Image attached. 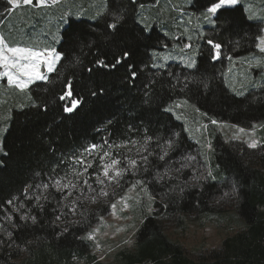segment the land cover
I'll return each instance as SVG.
<instances>
[{"label": "trees", "instance_id": "trees-1", "mask_svg": "<svg viewBox=\"0 0 264 264\" xmlns=\"http://www.w3.org/2000/svg\"><path fill=\"white\" fill-rule=\"evenodd\" d=\"M148 1L154 0H107L97 20L71 19L62 32L57 67L25 90L29 106L14 110L0 151V264H112L99 260L86 235L136 179L147 184L154 210L137 230L135 248L119 251L114 264H264V145L251 148L217 133L211 164L223 180L197 181L186 158L197 156L202 165L198 145L167 111L184 98L209 121L248 129L263 123L264 73L252 69L259 80L248 82L254 89L243 95L226 79L234 60L258 54L254 37L263 34L258 29L264 25L248 19L241 4L226 7L201 36L194 68L175 62L156 68L153 51L172 41L140 22L141 5ZM195 2L199 11L210 6V0ZM10 8L0 0V22ZM113 23L117 26L110 28ZM208 40L222 45L219 59H212ZM107 139L114 145L135 143L137 165L126 168L113 197L92 207L79 204L72 212L56 180L73 157L92 145L108 146ZM225 192L232 194L230 209L244 228L224 238L219 249L191 259L167 236L166 223L180 226L185 215L220 210L227 205L218 199Z\"/></svg>", "mask_w": 264, "mask_h": 264}, {"label": "rangeland", "instance_id": "rangeland-1", "mask_svg": "<svg viewBox=\"0 0 264 264\" xmlns=\"http://www.w3.org/2000/svg\"><path fill=\"white\" fill-rule=\"evenodd\" d=\"M106 4L107 0H58V3L53 5L51 0H48L46 6L37 7L35 0H33V6L23 5L21 2L19 7L10 11L8 16L0 22V35H3L10 44L33 46L38 47V49L54 48L60 54L58 46L62 40V32L69 21L71 19L97 20L105 11ZM240 4L244 6L248 17L253 16L252 20L262 22L258 18L264 16V0H238L236 5ZM140 12V22L146 28L150 30L154 26L157 27L172 41L165 50L153 51V65L156 68H164L171 62L179 63L191 69L197 65L200 38L206 33L207 28L215 26V17L213 18L214 23L206 21L203 16L205 10H197L195 0H160L159 5L156 4V0L148 1L143 3ZM97 13L100 14L97 15ZM262 23L264 25V22ZM186 44H190L191 48H185L184 45ZM166 56L170 58L165 59ZM251 56L250 54L234 60L226 80L229 81L236 75L240 79L241 85L247 86V82H257L259 78L255 74L258 75L260 70L256 69L255 64L260 58V52L255 55L257 59L251 61L252 65L254 64L253 68L249 67ZM192 60L195 61V66L188 67L186 61ZM59 61L55 62L52 71L55 70ZM254 61L257 62L254 63ZM252 69L257 70L255 74ZM40 70L47 78L52 72H49L43 64ZM37 81L45 80H34L28 87ZM26 89L21 91L15 85L8 84L6 77H0L1 154L4 153V150L1 149L3 137L10 126L14 110L29 106L28 96L25 95ZM241 91L245 94L249 88ZM234 92L239 93L238 90ZM185 101L187 103H184ZM169 108H171L169 112L176 119L180 117L178 120L184 124L189 138L198 145L202 165H199L197 156L191 155L188 157H194V159H187L186 163L188 166L193 165L194 178L197 181L206 179V177H213L212 179L216 181L223 180L219 178L218 169L211 164L214 151L213 139L217 133H220L227 141L236 140L248 145V141L254 139L258 142L257 147L264 145V127H260V125H264V122L256 124L255 131L228 122L217 121L216 124H213L212 120H207V116L200 110L197 111L198 108L195 104L184 98L173 101L168 105L167 109ZM239 128H244L246 133H238ZM235 135H239V139H234ZM107 143L108 146L98 145L94 149L90 148L85 154L73 157L66 168V174L56 180L55 186L63 193L64 204L72 212L76 210L79 204L92 207L99 201H107L109 197L115 195L120 186L121 176L109 181L104 177L102 171L105 164L111 163V160L115 159L120 161L117 167L133 169L134 167L128 164V160L134 159L138 162L140 151L135 143L114 145L109 139H107ZM115 149L118 150L115 151ZM105 152L110 153V155L104 156ZM262 154L264 155V152ZM78 159L83 163H78ZM89 164L91 167H88ZM77 173L82 175L78 176ZM109 175H114V172L110 171ZM97 177L104 180V183H97ZM85 180L87 184L84 183ZM138 180L140 179H136L133 184H136ZM57 181H59V188ZM69 181L76 187L64 188L63 185L68 184ZM144 184L147 187V193L141 190L140 185L135 188L131 185L122 195L129 197L127 200L128 207H124L122 203H117L122 196L115 198L113 203H117V208L115 210L111 208V211L90 231L99 229L95 232V239L88 240L92 243V252L102 262L114 264L119 251L135 248L137 230L143 220L152 215L154 210L153 199L149 200L148 198L151 193L147 184L145 182ZM101 189L108 192L109 195H101ZM231 195V193L225 192L221 197H218L219 201L225 200L227 202V205H220V210L204 215H185L183 224L180 226L174 223H166L165 233L174 242H179L187 256L194 260L207 255L213 249H219L224 238L241 231L245 226L244 221L239 218L234 210L230 209L232 207H230Z\"/></svg>", "mask_w": 264, "mask_h": 264}, {"label": "snow or ice", "instance_id": "snow-or-ice-1", "mask_svg": "<svg viewBox=\"0 0 264 264\" xmlns=\"http://www.w3.org/2000/svg\"><path fill=\"white\" fill-rule=\"evenodd\" d=\"M21 2L23 5L27 6H33V0H7V3L12 6L10 9H6V11H12L15 8L19 7ZM51 3L53 5L58 3V0H51ZM238 3V0H210V6H208L203 14L204 19L210 23H214V17L217 15V13L224 9L227 6L236 5ZM48 4V0H35V6L41 7L46 6ZM156 4H160V0H156ZM143 7V5H141ZM100 13H97L99 15ZM253 16H249L248 19H253ZM116 21L119 22L121 19L120 16L115 17ZM262 22H264V16L259 17ZM110 28H115L117 26L116 23L109 24ZM260 32H264V28L258 29ZM255 41H258L255 43V48L259 50L261 54H264V35L258 34L254 37ZM207 43L212 46V49L214 50V55L212 56L213 60L220 58V49L222 47L221 44L214 43L213 40H208ZM185 48H191L190 44L184 45ZM125 57L129 54L125 52L123 54ZM165 59H169L170 57H164ZM61 59V55L56 52L54 48H43L38 49V47L33 46H20L19 44H10L6 41L5 37L3 35H0V77H6L7 83L10 85H15L18 89L23 91L28 87L30 83H32L34 80H47V76L41 72V65L47 67V70L51 72L53 70V66L56 61ZM231 59V57H229ZM257 57L255 55H252L249 58V67H252V60H256ZM120 61L117 60V63ZM188 67H194L195 61H186ZM255 67L264 69V55H261L258 62L255 64ZM133 76H135V73H133ZM70 87V85H69ZM235 91V89H233ZM239 95H243V93H238ZM184 103H187L186 101ZM75 106V102H74ZM66 111H72V108H66ZM168 111H171V108L167 109ZM199 111V109H197ZM178 119L180 117H177ZM213 124H216L217 121L212 120ZM206 127V126H205ZM257 126H252V131H255V128ZM260 127H264V125H260ZM238 133H246V130L244 128H239ZM178 135V134H177ZM234 139H239V135H235L233 137ZM149 139H151L149 137ZM169 145H171V141L168 142ZM258 142L256 140H250L248 141V146L251 148H256ZM93 149L96 148V145L91 146ZM110 153L105 152L104 156H109ZM165 155H167V150H165L164 155L159 156V160H164ZM186 159L191 160L194 159V157H187ZM142 160L147 163V157H142ZM78 163H83L80 159L77 160ZM120 161L118 160H111V163L105 164L103 166V175L106 177L109 181L115 180L116 178L122 176V174L127 171L126 168H119L117 165H119ZM128 164L132 167H135L137 165V161L134 159L128 160ZM184 165H182L183 167ZM88 167H91L89 164ZM85 171H87V168H85ZM114 172V175H109V172ZM177 172L180 171V169H176ZM77 175H82L81 173H77ZM159 179H163V176H159ZM85 184H87V181H84ZM97 183L103 184L104 180L97 177ZM137 185L141 186V190L147 193V187L144 184V181L138 180L136 181V184H133L132 187L135 188ZM45 188L48 187V185H44ZM57 187L59 188V181H57ZM64 188L68 187H76V185L72 184L71 181H69L68 184L63 185ZM91 187V186H89ZM103 196H108L109 193L101 189L100 192ZM149 200H152L153 197L149 195ZM94 199V198H93ZM129 197L127 195L122 196L120 198V201L117 203H122L124 207H128L127 200ZM8 203H12V201H8ZM117 203H113L111 205L112 209L115 210L117 208ZM34 219V218H33ZM119 230V229H118ZM99 231V229H94L92 232L88 234L86 239H95V232Z\"/></svg>", "mask_w": 264, "mask_h": 264}, {"label": "crops", "instance_id": "crops-1", "mask_svg": "<svg viewBox=\"0 0 264 264\" xmlns=\"http://www.w3.org/2000/svg\"><path fill=\"white\" fill-rule=\"evenodd\" d=\"M262 35H264V32H263V34ZM261 55H264V54H261L260 53V56ZM238 60V59H237ZM255 63L257 62V61H254ZM256 69H258V70H260V73H258V74H263L264 72H262V70H264V69H261V68H256ZM248 83V82H247ZM227 84H228V86H229V88L232 90V91H234L233 89H235V90H244V89H246L245 87H242V86H244L245 84H240V79H238V77L236 76V75H234L229 81H227ZM252 83H248V88H250V89H254L253 87H251L252 85H251ZM240 88V89H239ZM249 89V90H250ZM242 91H239V93H241ZM243 93V92H242Z\"/></svg>", "mask_w": 264, "mask_h": 264}, {"label": "bare ground", "instance_id": "bare-ground-1", "mask_svg": "<svg viewBox=\"0 0 264 264\" xmlns=\"http://www.w3.org/2000/svg\"><path fill=\"white\" fill-rule=\"evenodd\" d=\"M175 4V3H174ZM149 9H151V8H149ZM177 10H179V9H177ZM163 13V12H162ZM175 17V16H174ZM253 68V67H252Z\"/></svg>", "mask_w": 264, "mask_h": 264}]
</instances>
